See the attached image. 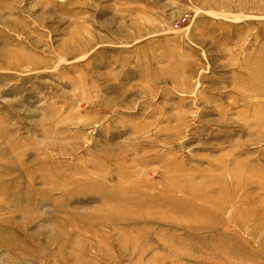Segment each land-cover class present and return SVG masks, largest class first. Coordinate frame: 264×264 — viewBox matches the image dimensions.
Listing matches in <instances>:
<instances>
[{
	"label": "rangeland",
	"instance_id": "374dc122",
	"mask_svg": "<svg viewBox=\"0 0 264 264\" xmlns=\"http://www.w3.org/2000/svg\"><path fill=\"white\" fill-rule=\"evenodd\" d=\"M0 264H264V0H0Z\"/></svg>",
	"mask_w": 264,
	"mask_h": 264
}]
</instances>
